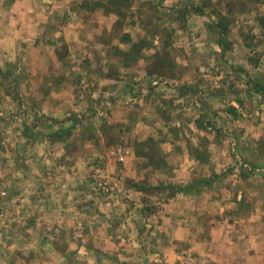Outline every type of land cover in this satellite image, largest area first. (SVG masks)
<instances>
[{"label":"crops","instance_id":"0c3cea01","mask_svg":"<svg viewBox=\"0 0 264 264\" xmlns=\"http://www.w3.org/2000/svg\"><path fill=\"white\" fill-rule=\"evenodd\" d=\"M5 1L0 0L1 6H6ZM32 1L10 0L8 9L0 12V53L15 56L18 49L43 51V69L47 73L56 69L60 75L55 81L48 76L43 80V84L58 87L48 97L54 102L51 115L63 116L65 106L73 108V104L81 103V85L87 89L90 111L84 115L77 110L82 113L78 117L96 120L102 116L100 127L91 123L85 130L105 134L108 142L114 133L167 132L165 139L174 148L178 137L174 134L214 131L230 135L236 149L232 150L233 160L224 149V137L210 140L216 143L211 157V163H215L213 178L191 177L186 169H194L193 159L173 168L171 183L175 181L181 187L162 192L167 202L159 209L145 200L150 193L136 185L145 178L131 161L134 155L123 164L128 165L129 172H119L117 180L135 184L128 185L119 196L134 207L138 218L144 212L148 219L147 214L161 209L168 225L173 222L178 231L185 230L183 241L189 245L185 252L178 245L182 240H142L145 243L135 252L120 240H108L106 247L94 240L88 245L78 240L71 246L68 240L71 250L76 251L72 264L84 262V251L95 257L97 248L108 256L105 264H158L153 254L161 246L165 255L160 264H234L239 254L248 258L261 253L264 262V137L260 138L264 135V61H251L255 51L264 54V44L257 46L251 40L264 39V0H190L189 7L188 0H148L156 2L158 11L166 16L157 22L145 11L147 0H42L43 13H30L27 7ZM260 4L262 8L251 11ZM10 11L13 13L8 17ZM177 15L186 20L183 31L172 25ZM144 18H149V29ZM219 24L225 26V33H221ZM251 25L255 27L247 29ZM42 29L43 42H38ZM200 33L205 34L203 44L192 43V36ZM213 33L219 36L213 37ZM197 45L199 48L193 50ZM172 52V59H162L163 54ZM194 53H200L203 60L198 61ZM139 139L145 141L147 137ZM171 149L165 148L167 156L175 153V148L174 152ZM102 157L101 163L109 172L115 171ZM93 161L96 167L99 161ZM202 179L206 182L191 186ZM59 186L57 192L63 197L53 212H72L74 218L82 204L68 207ZM86 209L95 214L89 226L103 224L97 214L106 212V226L113 228V207L109 211L94 202ZM174 234L181 236L177 231ZM144 245L147 252H153L145 261ZM67 263L61 258L60 264Z\"/></svg>","mask_w":264,"mask_h":264},{"label":"rangeland","instance_id":"374dc122","mask_svg":"<svg viewBox=\"0 0 264 264\" xmlns=\"http://www.w3.org/2000/svg\"><path fill=\"white\" fill-rule=\"evenodd\" d=\"M9 1H5V7L0 4V12L3 13L5 8L8 9ZM41 1L33 0V3L28 5L27 11L43 13ZM190 3L191 1L188 0L187 7ZM260 8L262 4L252 7L251 11ZM15 9L19 11L18 8ZM145 9L152 14L154 22L166 17L164 13L158 11L154 1L147 0ZM12 13L13 11H10L8 17H11ZM147 19L149 18H144L145 27L149 29L151 25H146ZM185 23L186 20L182 15H177L172 20V25L181 31L185 29L182 27ZM251 27L247 29H253L255 26L251 25ZM1 29H5L4 25H1ZM214 36L217 35L213 33ZM192 37H194L192 43L203 44L205 34H195ZM36 40L43 42V29ZM251 40L254 45L258 44L257 46L264 44V39L260 37H252ZM190 42L191 40L187 44ZM39 47L43 48V46ZM196 48H199L198 45L193 50ZM178 52L182 57L181 49ZM173 54L174 52L169 55L163 54L162 59L166 58L168 61L172 59ZM175 54L178 56L177 52ZM192 55L199 58L201 56L200 53ZM218 57L216 59H222ZM199 58L198 61L203 60ZM261 60L264 61V54L259 50L255 51L251 61ZM1 65L4 71L0 73V264H60L61 258H65L67 264H72L76 251H72L71 246L78 240H82L85 245L89 242L93 244L89 240H94L98 246L101 244L104 247L108 240H120L125 246L132 247L134 252L145 243L142 240H182L178 245L182 252H185L189 247L183 241L186 240L183 235L185 230L178 231L177 227L172 226H175L173 222H169L168 225L162 218L164 214H161V209L159 212L147 214L150 217L148 219L144 212L142 217L138 218L134 207L131 208L123 196H119L129 187L128 185L135 187L132 181L129 183L117 180L119 172H129L128 165L125 167L126 164L124 166L123 164L134 155L131 161L134 160L133 165L141 172L139 175L145 178L143 181H135L136 185L145 187L142 190L150 193L145 200L150 205L154 204L151 206L157 209L167 202L166 193L162 194V192H172V189L181 187L175 181L171 183V177L173 168L184 163L185 159L195 160L194 169H186L191 177L196 176L199 179L203 176L214 177L215 163H211V157L214 155L213 145L216 143L211 144L210 140L219 141L220 137H224V149L228 153V158L231 156L233 160L236 159L232 151L236 150L231 142L232 137L214 131L177 133L174 134L178 136L175 139L177 144L174 146L176 151L170 156H167L165 148H172L171 152H174V148L173 143L165 139L168 136L167 132L162 134L136 132L130 135L114 133L108 142L105 134L85 130L91 123L100 127L102 116L96 120L84 116L90 109L87 89L81 85L78 89L82 90V102L73 104L74 109L65 106L63 116L68 114L65 117L60 113L57 116L51 115L50 109H53L54 102L48 97L58 87L43 84V80L48 79V76L55 81L60 75L56 69H49L48 73L43 69V51L30 49L27 53L26 49L25 51L18 49L15 56L0 53ZM101 109L105 111V107L100 106ZM77 110L84 112V115L78 117L82 113ZM114 126L116 129L120 128L118 123ZM140 137L147 139L139 141L143 140L139 139ZM263 137L264 135L260 138ZM104 140H106L105 144L101 145ZM261 140L264 141V138ZM96 142L99 145L96 144L94 148L93 144ZM220 143L223 145L222 141ZM144 153L150 156L159 155L163 161L158 164L153 163L150 158L142 157ZM101 156H104L106 164L109 163L115 171L109 172V168L101 163L103 162ZM93 160L99 161L97 165L99 167H95ZM95 176L97 179L92 181V177ZM59 184L68 207H72L77 202L82 204L74 218L72 212L67 214L53 212L55 206H58L56 204L61 202L63 197L58 194V188L56 189ZM93 193H96V196ZM94 202L99 208L109 211L112 207L115 209V213H112L115 215L113 228L106 226L105 221L109 218L106 217V212L97 214V219L103 224H98L97 227L89 226L91 224L89 221L95 214L89 212L86 206ZM101 225L106 228H101ZM176 231L181 233V236L174 234ZM68 240L71 246L68 245ZM143 248L147 253L145 261L153 252L151 249L147 252L146 245ZM162 248L161 246L153 254L158 264L162 263L165 255ZM96 251L95 257L84 251L82 264H90L89 259L97 264H105L108 256L103 255L104 252L99 248ZM251 258L252 261L249 260ZM234 260V264H247L248 260L249 264H264L262 253L254 257L249 255L248 258H243L239 254Z\"/></svg>","mask_w":264,"mask_h":264},{"label":"trees","instance_id":"16d2710c","mask_svg":"<svg viewBox=\"0 0 264 264\" xmlns=\"http://www.w3.org/2000/svg\"><path fill=\"white\" fill-rule=\"evenodd\" d=\"M118 2V1H117ZM113 4H114V7H117V3H114L113 2ZM263 18V17H262ZM261 18V24L264 26V18L262 19ZM224 19V18H223ZM218 27L221 29V33H225L226 32V28H225V26L223 25V24H219L218 25ZM135 47H137V46H135ZM10 72V71H9ZM142 157H144V158H146V159H148V158H150V160H151V162H155V163H161L162 161H163V159L158 155H156V154H153V156H150L148 153H144L143 155H142ZM149 160V161H150ZM208 181V180H207ZM206 182V180H199V181H196L193 185H191V186H196V185H198V184H203V183H205ZM140 189H145V187H139ZM147 188V187H146Z\"/></svg>","mask_w":264,"mask_h":264}]
</instances>
